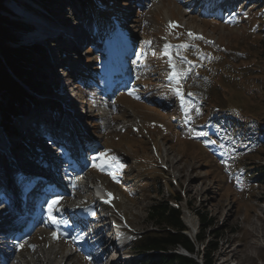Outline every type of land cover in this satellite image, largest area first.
<instances>
[{
	"label": "rangeland",
	"instance_id": "rangeland-1",
	"mask_svg": "<svg viewBox=\"0 0 264 264\" xmlns=\"http://www.w3.org/2000/svg\"><path fill=\"white\" fill-rule=\"evenodd\" d=\"M40 1L34 0L36 8L47 12L51 17L44 13V17L48 19L44 20L36 10L32 15L42 26L47 25L46 29L41 27L45 35H50L51 30L48 28H52V33L65 27L78 31L80 29L75 26L80 24L86 29H92L93 25L98 29L99 26L103 36L98 34L101 40L99 44L89 46L90 44L85 43L79 52L76 49L73 52L68 46H61L59 50L51 45L52 50L48 53L43 48L46 59L42 56L39 58L41 67L31 77L42 81V88L31 89L39 106L27 104L23 108L26 112L22 117L26 115L29 118L34 114L45 122L50 115L61 112L62 106L59 103L65 98L70 101V97L77 102L74 110L75 115H79L83 103H80L81 93H76L75 86L71 85L74 72H77L73 67L81 64L90 71L93 70L90 73L85 69L80 78L81 84L83 81L86 86L81 87L82 94L90 100V107H86L85 122L88 124L85 126L94 134L93 140L89 141L94 146L84 147L83 156L86 159L83 165L86 168L91 162L88 168L89 180L101 181L112 195L106 208L115 211L127 228L138 233L148 232L151 230L146 223L148 208L155 200H167L173 193H180L183 197V221L190 231L189 223L193 225L197 235L203 218L212 222L205 237L207 241L218 244L219 248L213 255L214 264H264V152L252 155L245 153L246 151L241 152L226 132H218L210 127L204 131L207 135H199L201 132L197 131L198 128L191 125L197 122L198 117H201L200 122H205L214 114L217 106L230 108L229 115L264 122V64L254 59L264 35V23H257L258 13L254 15V11L264 6V0H253L247 9L234 14H218L217 19H213L216 22L207 18L209 0H93L91 10L98 6L100 11L95 12V16L102 18L98 25L93 15L83 17L78 5L68 3L69 0H54L52 3ZM18 4H24V0H19ZM75 17L77 19L74 24L72 20ZM57 18H62L67 24L56 26ZM170 22L176 26L170 27ZM29 30L33 29L30 27L27 31ZM190 32L203 37L192 38L194 41L206 42L214 49L212 59V53L207 50L202 51L205 56L197 57L203 63H210L211 60L216 62L206 66L203 64L205 71L211 68L218 76L212 77L213 84L208 83L207 94L210 98L205 107L191 96H184V102L180 99L182 106L177 103L176 98L180 96L174 91L176 81L170 79L173 71L170 62H174L181 71L192 69L180 79L182 92L200 84L198 75L202 76L203 85L210 79V74H202L200 66L194 67L195 63L190 60L187 59L193 65L182 60L188 55L196 56L197 48H181V43L172 38L173 35L176 38L178 34L187 39L190 38L187 37ZM69 33L75 35L70 31ZM40 36L36 30V34L31 37ZM21 37L22 35L19 38ZM87 40L86 37L85 41ZM166 47L168 54H165ZM62 49L66 58L58 55ZM240 53H247L246 58L239 57ZM126 57L130 58L134 67L125 72L124 76L128 87L136 92L130 93L133 97L119 92L113 97L115 105L113 102L108 105L110 98L105 94L106 81L120 70ZM220 67L225 69V78L220 77ZM122 69L117 73H122ZM107 72L109 75L106 76ZM87 77L89 80L85 82ZM88 82H92L89 87ZM203 85L202 89L205 87ZM214 85L222 86L223 89ZM64 89L67 92L65 97ZM200 93L201 91L198 94ZM166 101L172 102L164 110L161 103ZM184 105L190 117L187 131L189 135L188 138L185 135L186 139H181L183 137L176 128L172 112L180 107L183 109ZM16 113L9 125L12 122L15 126L21 123L18 109ZM202 116L205 117L202 119ZM102 117L109 121L108 130L112 133L101 132ZM128 124L138 127L140 131L133 133L128 130L124 134L116 131L118 125L127 129ZM19 126L22 128L23 125ZM39 129L41 131V126ZM26 130H20L23 132L21 136H8L0 130V146L4 147L7 143L5 151L7 150L8 159L13 160V168L19 169V176H23L24 160L16 158V154L11 151L14 148H18V152L21 149L22 152L28 151L26 148H30L28 145H32L33 139H42L41 133L29 129L28 132L31 133L26 134ZM209 134L211 137H208ZM98 143L102 145L98 146ZM33 150L34 146L26 154H32ZM101 152L106 153L105 159L117 157L125 167L118 169L113 165L103 171L94 167V164L100 163L95 157ZM3 154L0 152L2 161L5 159ZM33 159H36L35 156ZM108 172H112L119 182L113 180ZM86 185L87 182L77 184L69 193L52 196L48 202H43V216L37 221L35 228L22 238V249L15 256L16 264H93L90 257L78 252L75 247L72 249L71 241L56 232V224L67 222L66 210L70 202L77 198L76 194L82 193V199L91 196L86 191ZM53 200L58 201L52 205L57 223H52L47 214ZM207 241L198 247V261L204 262L202 257ZM127 252L132 254L131 251ZM116 257L114 255L112 258Z\"/></svg>",
	"mask_w": 264,
	"mask_h": 264
},
{
	"label": "trees",
	"instance_id": "trees-1",
	"mask_svg": "<svg viewBox=\"0 0 264 264\" xmlns=\"http://www.w3.org/2000/svg\"><path fill=\"white\" fill-rule=\"evenodd\" d=\"M40 1V0H36ZM52 3L54 0H47ZM81 3L82 10L86 14L93 6V0H78ZM6 0H0V111L4 127L8 131H12L11 118L16 116V110L20 114L25 112L23 108L29 103H37L31 97L28 91L24 88L34 90V87L42 88V81L35 80L32 74H37V69H40V57H44L43 49L40 46L24 47L15 45L18 42V34L27 31L29 27L22 23L9 19L2 15L3 11H8L5 7ZM41 2V1H40ZM98 8V6L96 7ZM100 10H95L97 12ZM257 14V23H264V7L254 11ZM102 18L97 17L99 23ZM172 38L179 39L180 35H173ZM201 47V50L213 52V47L208 43H196ZM253 54V53H252ZM242 58H246L247 53H240ZM254 55V54H253ZM35 56V57H34ZM221 57V55H219ZM37 57V58H36ZM214 57L213 53L212 56ZM255 60L264 64V35L259 44L258 55H255ZM247 60V59H246ZM215 61V60H214ZM216 64V62H214ZM210 64V63H209ZM232 66H235L233 64ZM222 72L221 78H225V69L220 67ZM245 70V69H244ZM244 72L243 70H240ZM210 72V73H207ZM40 73V72H39ZM203 74H210L209 81L205 87V94H200L199 99L205 107L208 104L210 95H208V83H212L214 76H217L215 70L211 68L207 71L203 70ZM42 76V74H41ZM44 77V76H42ZM259 77V75H257ZM213 84V83H212ZM215 87L217 85H214ZM218 89H223L222 86H217ZM189 93H194L189 90ZM214 114L208 117L203 124V129L210 127L216 131L224 130L228 132L229 137L240 144V148L248 151L249 154L264 152V122L257 120L243 119L240 115H229L230 108L217 106L214 109ZM256 117V116H255ZM14 132V131H12ZM171 201L177 204V207L170 205L169 200H155L147 210L146 223L150 225L152 231L145 233L132 244L130 251L136 254H143L139 264H200L195 259L177 254L180 249L187 251L191 256L198 259L200 245H203L207 240L205 232L212 225V222L203 218L200 231L192 240L186 233L189 228L183 221V212L181 203L183 197L180 193H173L170 197ZM217 242L207 241L204 249L202 264H214V254L218 250Z\"/></svg>",
	"mask_w": 264,
	"mask_h": 264
},
{
	"label": "snow or ice",
	"instance_id": "snow-or-ice-1",
	"mask_svg": "<svg viewBox=\"0 0 264 264\" xmlns=\"http://www.w3.org/2000/svg\"><path fill=\"white\" fill-rule=\"evenodd\" d=\"M169 26L170 27H175L176 25L173 24L172 22H170ZM188 35H189L190 38H193V39H203V37L196 36L194 33H191V32L188 33ZM188 46L189 45L184 44V45H181L180 47L181 48H187ZM165 54H168L167 47H166V50H165ZM182 60L184 62H187V63L191 64L190 61H187L186 57H183ZM170 63H171V67L173 69V71H172V73L170 75V79L175 80L176 81V85H177L176 88L174 89V91H175L176 95L180 96L181 101L184 102V94H183L182 89L180 87V79L185 77L187 75V73L190 72L192 69L189 68L187 70L181 71V70L177 69V66H176V64L174 62H170ZM186 111H187V109H186ZM199 135H207V133H199ZM105 156H106V153L101 152L98 157H95V159H98L100 161V163L99 164H94L93 166L97 167L101 171H103L106 167H112L113 165H115V167L118 168V169H122L123 167H125V165H123L119 161V159L117 157L112 156L110 159H105ZM108 175L112 176L113 180H117V177L112 172H108ZM117 182H119V181L117 180ZM109 195H111V194H109ZM57 203H58V201L53 200L52 204L49 205V216H50V218L52 220V223H57L58 222L56 220L55 216L52 215V212H53L52 205H55Z\"/></svg>",
	"mask_w": 264,
	"mask_h": 264
},
{
	"label": "bare ground",
	"instance_id": "bare-ground-1",
	"mask_svg": "<svg viewBox=\"0 0 264 264\" xmlns=\"http://www.w3.org/2000/svg\"><path fill=\"white\" fill-rule=\"evenodd\" d=\"M65 2V1H64ZM64 4H67L66 2L64 3ZM77 5H78V3H76ZM78 7V6H77ZM19 13H21V11H19ZM26 16H29V17H26V18H28V20H29V18H30V22L31 23H34L38 28H40L41 29V27H45L44 29H46V26H42V24H40L37 20H33L32 19V16L31 15H29V14H26ZM48 28V27H47ZM43 29V30H44ZM48 29H50V28H48ZM43 30L41 29V31L39 32L40 34H41V36H42V32H43ZM64 33V32H63ZM71 34V33H70ZM32 36V35H31ZM31 36H29V39H31V40H36L37 38H40V37H37V38H35V37H31ZM74 36L75 35H73V38H74ZM118 74V73H117ZM76 90V89H75ZM66 104L67 105H69L71 108H73V104L72 103H69V102H66ZM64 111V112H63ZM26 112V111H25ZM61 113L62 114H65L66 116H63V117H65V118H68L69 119V121H71V123L73 124V126L76 128L77 127V124L79 123L78 121L76 122L75 121V116L76 115H74V114H72V113H70V112H68L67 110H63L62 109V111H61ZM74 113H75V111H74ZM26 117V116H25ZM62 118V116H60V119ZM55 121H57V119H55ZM66 121H68V120H65L64 121V124H67L68 122H66ZM26 122H25V126H26ZM109 124V123H108ZM15 126V125H14ZM15 127H17V124H16V126ZM28 130V129H27ZM85 132H87L86 130H84ZM8 145H7V143L5 144V146L4 147H1L0 146V152H2V153H4L3 155H4V160L2 161V163L4 164V165H6L7 167H12L13 166V161H11V159H8V153H7V150L5 151V149H7L8 147H7ZM5 151V152H4ZM74 156H80L79 158H81V159H83V156L81 155V154H78V153H75L74 154ZM73 158H75V157H73ZM72 158V159H73ZM74 168L75 169H80V164H78V162H77V164L75 163L74 164ZM4 177V176H3ZM53 186L55 187V189H57L56 188V186L54 185V182H53ZM53 192V191H52ZM41 193H43V192H41ZM99 193L100 194H106V193H108L107 191L106 192H104V193H102L101 191H99ZM110 197V196H109ZM48 214H49V210H48ZM52 215H53V212H52ZM50 217V216H49ZM51 219V218H50ZM52 221V220H51ZM58 224H60V223H58ZM189 225L191 226V231L189 230L188 231V234H190L193 238H195L196 237V230H195V228H193L192 226V224H190L189 223ZM60 225H58V227H59ZM57 227V226H56ZM62 226H60V228H61ZM63 227H64V230H66V231H68V230H70L69 229V227L67 226V224H65V225H63ZM32 230V229H31ZM57 232V231H56ZM118 232V231H117ZM118 234H119V232H118ZM53 242V241H52ZM106 250V249H105ZM110 255H111V253H110ZM12 259V258H11ZM120 261V260H119ZM49 263V262H48ZM112 263H114V261L112 262ZM46 264V263H45Z\"/></svg>",
	"mask_w": 264,
	"mask_h": 264
},
{
	"label": "water",
	"instance_id": "water-1",
	"mask_svg": "<svg viewBox=\"0 0 264 264\" xmlns=\"http://www.w3.org/2000/svg\"><path fill=\"white\" fill-rule=\"evenodd\" d=\"M187 235H189V237H190L191 239H193V237H192L190 234L187 233ZM177 254H179V253H177ZM183 255H185V256H187V257H189V258L195 259L198 263L202 264L201 261H198L197 257H195V256H191V255H190L187 251H185V250H183Z\"/></svg>",
	"mask_w": 264,
	"mask_h": 264
}]
</instances>
